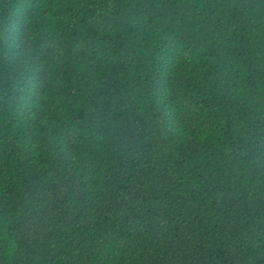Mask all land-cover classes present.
Segmentation results:
<instances>
[{"label": "trees", "instance_id": "obj_1", "mask_svg": "<svg viewBox=\"0 0 264 264\" xmlns=\"http://www.w3.org/2000/svg\"><path fill=\"white\" fill-rule=\"evenodd\" d=\"M0 264H264V0H0Z\"/></svg>", "mask_w": 264, "mask_h": 264}]
</instances>
